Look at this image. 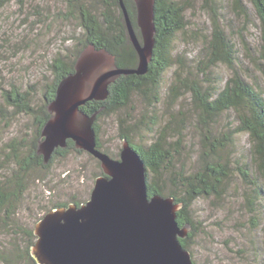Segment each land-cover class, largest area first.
I'll list each match as a JSON object with an SVG mask.
<instances>
[{"label":"rangeland","instance_id":"1","mask_svg":"<svg viewBox=\"0 0 264 264\" xmlns=\"http://www.w3.org/2000/svg\"><path fill=\"white\" fill-rule=\"evenodd\" d=\"M4 1L5 5L0 8V163L6 167L0 172V178L5 180L11 178L15 169L13 154L6 157L11 153L10 147L15 149L14 155L17 150L30 148L37 131L36 118L7 104L4 92L12 89L29 92L33 105L41 106L44 85L52 80L50 63L57 56L65 60L72 56L82 37L76 23L43 22L46 13L43 12V17L36 15L40 0H24V5L17 0ZM179 1L187 7L186 28L173 41V66L161 76L157 103L154 104L151 95L135 96L124 114L100 119L98 138L103 147L100 151L105 149L108 156L117 159L123 131L131 136L134 145L145 147L169 124L166 140L171 148L177 149L174 170L184 169L189 174L200 166L202 140L208 134L203 131L205 127L198 125L200 113L192 93L185 87L171 93L170 86L180 78L185 85L198 82L202 89L213 87L220 91L232 71L219 64L207 76L200 75L198 62L212 29V12L204 0ZM231 2L214 0L212 8L235 46V70L264 97V48L258 20L246 0L242 4L248 10L249 19L247 22L236 19ZM49 4L59 5V2L50 0ZM119 119L124 122L120 124ZM237 125L236 114L229 111L218 116L208 128L212 139L223 145L216 156L230 169V175L219 195L200 197L187 208L192 222L188 252L194 264H264V184L257 179L251 163L248 134L233 133ZM243 164L249 169L251 179H257L255 187L243 182L238 171ZM100 172L98 161L83 151H71L64 158L55 159L49 169L30 172L26 190L9 219L11 226L0 228V264H35L24 255L28 239L21 235L22 230H33L56 204H69L73 200L85 203ZM165 188L174 189L171 182Z\"/></svg>","mask_w":264,"mask_h":264},{"label":"trees","instance_id":"2","mask_svg":"<svg viewBox=\"0 0 264 264\" xmlns=\"http://www.w3.org/2000/svg\"><path fill=\"white\" fill-rule=\"evenodd\" d=\"M0 8L5 5L0 0ZM35 1V0H34ZM50 0H40L41 5L36 6L37 14L43 17L47 23H76L81 30V39L78 42V49L66 60L62 57H55L50 63L52 80L44 85L43 100L39 107L33 105L32 94L12 89L4 92V101L13 106L16 110L33 115L36 118V139L32 146L26 150H17L11 146V153L15 169L11 178H0V228L7 227L9 219L14 215L16 206L26 190L25 184L28 175L33 170L49 169L52 162L57 158H64L71 151L81 153L74 148L71 141L67 142L65 149L56 150L47 164L43 163L42 156L37 154V145L41 140V129L49 118L47 112L48 104L54 99L56 88L59 82L73 72L75 61L79 54L88 46L95 49H103L110 53L115 60V65L121 69H133L137 65V55L128 40L123 12L119 0H58V4L50 6ZM128 16L133 24L135 32L139 31L135 23V5L132 0H122ZM252 7L259 24L261 45L264 48V0H246ZM24 5V0H17ZM205 6L212 12V29L204 41L202 47V59L198 62V71L201 76H207L210 70L216 65L222 64L231 69L232 75L220 91L211 88L202 89L198 82L181 83L180 78L170 86V92L177 93L185 87L192 93V99L199 110L198 125L205 127L202 143L203 152L199 157V168L186 174L184 169L176 172L173 162L176 148H171L166 140V132L169 124L157 133L153 142L145 147L134 145L131 136L123 131L120 135L122 140H127L130 145L139 153L146 168V189L149 197L161 195L172 197L175 203L182 205L177 212V223L180 227L188 225L192 228V222L188 218L187 208L198 198H208L220 194L225 180L230 175V169L218 159L217 152L223 146L218 140L212 139L208 131L212 122L221 114L233 111L236 114L237 126L233 133L248 134L251 143V163L257 179L264 184V97L257 91L253 84L243 80L235 70L237 56L233 42L224 32L220 19L216 16L214 0H204ZM187 7L179 0H155L154 4V26H155V49L152 60L145 76H121L109 86V95L103 102L92 101L87 103L81 110L91 115L97 112L96 123L94 124L97 148L103 147L99 141L100 119L108 118L116 114H124L131 105L135 96H152L154 104L157 103L156 95L162 74L173 66L172 44L178 33H183L186 28L185 11ZM231 10L235 18H241L247 22L248 10L242 4V0H232ZM264 58V55H262ZM180 77V75H179ZM126 117L128 115H125ZM123 119H119L122 124ZM153 126L156 123H152ZM204 129V128H203ZM210 134V135H209ZM230 137H225L229 140ZM217 141V142H216ZM178 143V142H177ZM25 151V153H23ZM104 153H106L104 149ZM0 163V172L5 169ZM243 182L247 185L256 186L255 179H251L249 169L243 164L238 168ZM102 173L100 172V175ZM256 179V180H257ZM171 182L174 189L167 190L166 183ZM72 203L80 205V202L73 200ZM67 204H56L51 209L66 206ZM5 216V217H4ZM4 218V219H3ZM11 226V225H9ZM14 236L18 235L13 233ZM28 239L27 250L24 255L29 261L32 259L30 250L34 245L36 237L33 230H22L21 235ZM192 232H188L185 239L180 240L184 249L188 250L189 240ZM36 264V263H35Z\"/></svg>","mask_w":264,"mask_h":264},{"label":"water","instance_id":"3","mask_svg":"<svg viewBox=\"0 0 264 264\" xmlns=\"http://www.w3.org/2000/svg\"><path fill=\"white\" fill-rule=\"evenodd\" d=\"M119 1L136 67L118 68L110 53L88 46L47 106L49 118L37 145L43 163L71 141L75 150L98 161L102 174L85 203L52 209L35 224L30 254L36 264H194L180 243L189 232L188 225L177 223L181 205L172 197L148 196L145 163L127 140H122L117 159L101 152L94 128L98 113L81 110L92 101H105L119 77L148 72L156 45L155 0H132L139 38Z\"/></svg>","mask_w":264,"mask_h":264}]
</instances>
